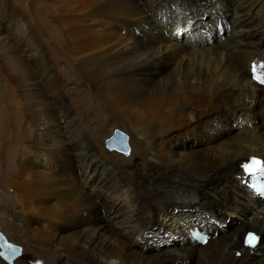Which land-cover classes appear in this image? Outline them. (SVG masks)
<instances>
[{
    "label": "bare ground",
    "instance_id": "obj_1",
    "mask_svg": "<svg viewBox=\"0 0 264 264\" xmlns=\"http://www.w3.org/2000/svg\"><path fill=\"white\" fill-rule=\"evenodd\" d=\"M169 2L39 0L51 16L38 22L0 0V72L17 104L14 128L0 114V234L23 247L13 264H264V201L239 167L264 162V87L249 74L264 62V0H183L204 14L182 30ZM73 85L90 95L76 114L65 100ZM235 114L247 117L233 128ZM106 126V149L122 140L123 157L102 147ZM218 204L229 210L214 219L205 207ZM193 208L217 237L154 238L157 250L143 251L147 222L178 238L190 216L200 221ZM248 233L261 242L253 251Z\"/></svg>",
    "mask_w": 264,
    "mask_h": 264
},
{
    "label": "rangeland",
    "instance_id": "obj_2",
    "mask_svg": "<svg viewBox=\"0 0 264 264\" xmlns=\"http://www.w3.org/2000/svg\"><path fill=\"white\" fill-rule=\"evenodd\" d=\"M39 0H15V2L17 3L18 6L21 7V10L23 11V13H25L26 11H30L33 14V18L38 21V22H42L43 20H50V16H51V7L50 5H37L36 3ZM169 5H168V11H166V15L167 16H173V12L175 13H181L184 14V16L182 17L180 24L178 26V28H180L181 30L183 29V27H185L189 22H191L190 24H188L187 26H190L191 28L194 27L196 28L197 26H200V19L203 16L204 12L201 11V9H199V5H194L193 3L190 2H183V0H169ZM35 5H37L38 8H41L44 12L43 16L37 15L35 12H39L38 11H34ZM208 15H213L215 16L214 12L212 11H207ZM40 17V18H39ZM217 17H215L216 19ZM7 21V18H1L0 19V26L5 25ZM175 26V25H174ZM214 29V30H213ZM212 32L215 34L217 32H219L218 34L220 35V33L222 32V30L224 29V27L220 24H218V21L216 22V24L214 23ZM217 31V32H216ZM2 33H4V31H1ZM173 32V31H172ZM166 36H168V32L165 33ZM0 66H2V64H0ZM59 66L58 69H61ZM61 71V70H60ZM71 71L68 72V76H72L71 75ZM7 75V76H6ZM66 75V74H65ZM8 77V78H7ZM71 83L75 82L73 81V79L70 80ZM8 83L10 84L9 81V73L8 72H0V114L3 113V111L5 113H7V122L10 128H14L15 126V113H16V102L15 99L13 97H11L12 95H10L9 90L11 89L10 86H8ZM65 100L67 105L73 110V113L76 114L77 112H80L82 109H86L88 108L89 105V101H90V95H88L85 91L79 89L78 87L76 88L75 85L71 86L70 88H68L66 90L65 93ZM3 102V103H2ZM13 103V104H12ZM14 105V106H13ZM3 107V108H2ZM238 117H242V119H239V121H244L247 117V115L245 117H243L242 115L239 114H235L233 115V117L231 118V126L233 125V123L236 121V119ZM101 124H103V119L100 120ZM239 127V125H237ZM237 126L233 127L236 128ZM241 126V123H240ZM1 128V127H0ZM117 129L121 130L124 134H126L128 136V138H130V134L128 132H126L125 130H123L122 128L117 127ZM106 132L104 133V139L102 141V147L104 148L105 152L108 154H116L119 156H122L121 154H118L116 152H109L106 147H105V141L111 136V134L113 133V130L106 126ZM216 135H222L223 132L221 130L218 129V132L215 133ZM8 145L5 146V144L3 145V147L0 150V164H6V159L4 156V152L6 150ZM123 157V156H122ZM2 178H3V169H1V173ZM0 175V178H1ZM243 185V184H242ZM244 186V185H243ZM248 188V187H246ZM211 207V208H210ZM210 208V209H208ZM215 208H219L218 210H215ZM206 211L209 214H212V218L216 219L217 217H219V215H221V213L224 210H229L227 209L224 204H218L216 207L214 205H209L205 207ZM175 211V210H173ZM201 208H199L197 211H195V208H193L191 210V212L195 213V214H201ZM176 212H178V208H176ZM194 218H196L194 216ZM199 218V217H197ZM147 226L150 230V233L146 234V238H140L138 240V243L140 245V247L143 249V251L147 250L146 247L150 246V252H153L155 250H152V248L156 249V242L154 238H159V239H163V235L164 234H169V236L173 237L176 236V234L173 231H167L166 229H164L160 224H151V222H147ZM119 231H121L119 229ZM6 237V236H5ZM119 239L125 243L126 239L124 237H122V235L118 236ZM7 238V237H6ZM123 239V240H122ZM212 239V238H211ZM211 241V240H210ZM10 242V241H9ZM151 242H153L152 244H150ZM13 243V242H11ZM19 247H21L23 249V247L19 244H16L15 242L13 243ZM169 245H175L174 243H163V247L165 246H169ZM145 246V247H144ZM205 246V245H203ZM158 248V247H157ZM157 250V249H156ZM148 252V253H150ZM23 255V254H22ZM22 257V256H21ZM18 260V259H17ZM38 262L42 261H37L35 264H37Z\"/></svg>",
    "mask_w": 264,
    "mask_h": 264
},
{
    "label": "water",
    "instance_id": "obj_3",
    "mask_svg": "<svg viewBox=\"0 0 264 264\" xmlns=\"http://www.w3.org/2000/svg\"><path fill=\"white\" fill-rule=\"evenodd\" d=\"M119 133L117 132L116 135ZM121 137L123 138V134ZM125 137V136H124ZM124 139V138H123ZM126 139V137H125ZM112 144H111V142ZM108 142V149L111 151H117V152H126V144L122 143V140H110ZM22 255V248L19 246H16L15 244L9 242L2 234H0V258L4 260L8 264H13L15 259L20 258ZM37 264H42L41 262H38Z\"/></svg>",
    "mask_w": 264,
    "mask_h": 264
},
{
    "label": "snow or ice",
    "instance_id": "obj_4",
    "mask_svg": "<svg viewBox=\"0 0 264 264\" xmlns=\"http://www.w3.org/2000/svg\"><path fill=\"white\" fill-rule=\"evenodd\" d=\"M257 79H262V78L257 77ZM259 163H260L259 161H256V160L253 161V164H259ZM255 240H256V237L250 234L248 238V242L251 244V243H254Z\"/></svg>",
    "mask_w": 264,
    "mask_h": 264
},
{
    "label": "clouds",
    "instance_id": "obj_5",
    "mask_svg": "<svg viewBox=\"0 0 264 264\" xmlns=\"http://www.w3.org/2000/svg\"><path fill=\"white\" fill-rule=\"evenodd\" d=\"M214 30V29H213ZM215 34L212 32V36H214ZM260 60H258V62H259ZM112 152H117V151H112ZM119 153V152H118ZM245 240V239H244ZM243 244H244V242H243Z\"/></svg>",
    "mask_w": 264,
    "mask_h": 264
}]
</instances>
